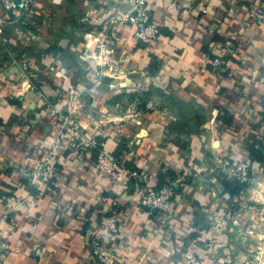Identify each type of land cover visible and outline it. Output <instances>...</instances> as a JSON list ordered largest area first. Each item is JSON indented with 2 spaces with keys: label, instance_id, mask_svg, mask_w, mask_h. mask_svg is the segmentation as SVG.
Masks as SVG:
<instances>
[{
  "label": "crops",
  "instance_id": "crops-1",
  "mask_svg": "<svg viewBox=\"0 0 264 264\" xmlns=\"http://www.w3.org/2000/svg\"><path fill=\"white\" fill-rule=\"evenodd\" d=\"M262 1L154 0L162 34L153 47L122 22L129 0H36L33 14L20 21L0 5L7 20L0 37L6 264H91L97 236L125 253L118 264H264V162L249 150L264 134V26L254 27L249 16ZM229 43L238 45V57ZM218 46L226 57L217 70L205 59ZM30 83L55 106H73L146 185L188 174L172 240L131 202V183L113 187L96 172L92 150L59 152L50 185L33 178L59 122ZM225 157L250 158L252 182L212 173ZM115 216L118 235L98 229Z\"/></svg>",
  "mask_w": 264,
  "mask_h": 264
},
{
  "label": "built area",
  "instance_id": "built-area-1",
  "mask_svg": "<svg viewBox=\"0 0 264 264\" xmlns=\"http://www.w3.org/2000/svg\"><path fill=\"white\" fill-rule=\"evenodd\" d=\"M154 0H129L131 10L123 17L122 22L135 27L137 39L145 47H153L159 40L162 30L160 25L154 20L151 4ZM179 5H186L189 0H172ZM36 0H0V5L7 13L14 16V20L20 21L30 17L35 8ZM251 24L254 27L264 26V2H255L249 7ZM6 18L0 16V37L2 36ZM229 51L234 57H238V45L232 44ZM224 48L218 46L211 57L205 59L207 65H212L215 69H220L224 65ZM21 77L24 81H29L28 75L23 72ZM30 90L40 96L48 107L50 114L58 119V136L48 144V150L34 166L31 175L37 181L45 185H50L57 178L59 173L58 155L61 151L67 150H92L96 152L95 159L96 172L106 176L111 186L127 187L130 184L134 194L131 202L139 205L152 217L155 228L157 226L162 232L172 240L175 236L176 205L186 198L184 186L188 180L186 172H177L171 178L166 179L158 188L146 185V182L139 178V175L127 169L124 162L113 151L108 148L105 141L100 139L96 132L90 131L78 116L73 112L72 107L65 106L59 108L54 105L52 96L43 91L38 86L30 83ZM79 103V101H76ZM28 132L19 134L18 139L26 138ZM17 139V140H18ZM264 141V134L262 136ZM253 163L250 158L244 157L238 160L233 157H225L219 160L218 165L210 168L219 179H233L242 183H250L253 180ZM193 175V173H191ZM189 174V175H191ZM197 176V175H193ZM117 216L105 218L100 221L98 229L108 230L113 235H118L121 228L118 225ZM10 227L9 214H0V264H6L11 253L8 241ZM93 260L91 264H118L125 259V253L114 247H105L97 237L93 238Z\"/></svg>",
  "mask_w": 264,
  "mask_h": 264
},
{
  "label": "trees",
  "instance_id": "trees-1",
  "mask_svg": "<svg viewBox=\"0 0 264 264\" xmlns=\"http://www.w3.org/2000/svg\"><path fill=\"white\" fill-rule=\"evenodd\" d=\"M249 150L251 152V159L253 160H257L260 162H264V141L262 140L261 143H259L258 145H253L249 147ZM237 184H243L242 182H239L237 180H235Z\"/></svg>",
  "mask_w": 264,
  "mask_h": 264
}]
</instances>
